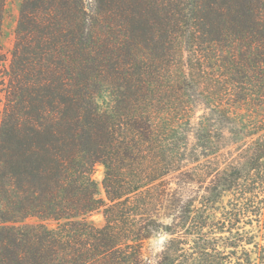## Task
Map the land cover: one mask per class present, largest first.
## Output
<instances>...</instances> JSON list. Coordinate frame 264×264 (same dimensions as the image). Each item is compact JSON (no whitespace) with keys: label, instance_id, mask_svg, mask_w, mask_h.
Segmentation results:
<instances>
[{"label":"trees","instance_id":"trees-1","mask_svg":"<svg viewBox=\"0 0 264 264\" xmlns=\"http://www.w3.org/2000/svg\"><path fill=\"white\" fill-rule=\"evenodd\" d=\"M42 1L3 83L0 264H264V0Z\"/></svg>","mask_w":264,"mask_h":264},{"label":"rangeland","instance_id":"rangeland-1","mask_svg":"<svg viewBox=\"0 0 264 264\" xmlns=\"http://www.w3.org/2000/svg\"><path fill=\"white\" fill-rule=\"evenodd\" d=\"M107 0H104L102 7L111 9V5L107 4ZM141 2H143L141 0ZM43 3L42 0H5L4 10L1 22V40H0V133L2 128L4 110L6 107V89L3 83H8L7 71L10 70V64L12 59V51L17 41V29L21 19L22 11L25 9L28 12H34ZM224 5L235 3V0H223ZM143 4V3H142ZM135 8L140 9V5H134ZM141 31V27L139 26ZM5 81V82H4ZM7 159V157H6ZM93 179L98 184L99 198H105L103 190L104 168L97 166L93 173ZM89 222L96 226H101L104 223V217L102 211L96 212L89 217Z\"/></svg>","mask_w":264,"mask_h":264}]
</instances>
